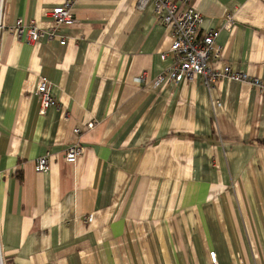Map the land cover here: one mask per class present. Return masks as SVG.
<instances>
[{
    "label": "crops",
    "instance_id": "crops-1",
    "mask_svg": "<svg viewBox=\"0 0 264 264\" xmlns=\"http://www.w3.org/2000/svg\"><path fill=\"white\" fill-rule=\"evenodd\" d=\"M63 1L3 0L5 264H212L213 251L219 264H264V93L229 78L208 87L201 75L156 85L173 56H161L172 37L152 2L76 0L60 37L17 35L19 19L52 28ZM194 5L201 34L220 30L210 66L264 79V0ZM40 76L57 102L45 113ZM76 141L84 154L71 164ZM47 152L51 169L37 172Z\"/></svg>",
    "mask_w": 264,
    "mask_h": 264
},
{
    "label": "built area",
    "instance_id": "built-area-1",
    "mask_svg": "<svg viewBox=\"0 0 264 264\" xmlns=\"http://www.w3.org/2000/svg\"><path fill=\"white\" fill-rule=\"evenodd\" d=\"M76 0H64L60 5L54 7L49 15L53 20V26L49 29H42L35 23L25 24L19 19L14 27L19 36H25L27 42L34 43L41 37L49 40L60 37V29L64 26H71L76 22L74 5ZM152 2L154 13L158 21L168 28L172 37V44L168 52L161 54L165 59L169 53L173 56V63L165 74L158 76L155 80L156 85L165 82L179 83L184 80H192L195 76L201 75L206 86L211 87L220 79H233L247 82L264 93V79L252 77L244 72L232 69L228 64H224L219 69L210 66L211 60L222 58L223 48L217 43L220 30H210L204 34L200 33L203 23V15L195 8L194 0H137L139 9ZM3 0H0V32L4 28L3 23ZM232 26L231 18H228L223 28L230 29ZM61 44L66 41L63 36ZM142 78H136L141 81ZM36 93L40 97L41 112L45 113L48 108L57 104L53 95L50 83L42 76L39 77ZM89 129L94 127V122L87 123ZM82 130L74 128V134L79 137ZM84 154V147L76 141L65 151L64 159L66 162L75 164ZM51 153L38 157L35 160L37 172L45 173L51 169ZM1 178V172H0ZM212 264H219L216 252H210ZM0 264H5L1 251L0 237Z\"/></svg>",
    "mask_w": 264,
    "mask_h": 264
},
{
    "label": "trees",
    "instance_id": "trees-1",
    "mask_svg": "<svg viewBox=\"0 0 264 264\" xmlns=\"http://www.w3.org/2000/svg\"><path fill=\"white\" fill-rule=\"evenodd\" d=\"M261 143H263V144H264V141H261Z\"/></svg>",
    "mask_w": 264,
    "mask_h": 264
}]
</instances>
